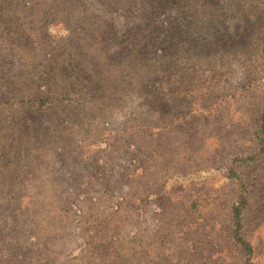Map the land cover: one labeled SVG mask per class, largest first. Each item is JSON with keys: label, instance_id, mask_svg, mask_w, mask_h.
<instances>
[{"label": "rangeland", "instance_id": "rangeland-1", "mask_svg": "<svg viewBox=\"0 0 264 264\" xmlns=\"http://www.w3.org/2000/svg\"><path fill=\"white\" fill-rule=\"evenodd\" d=\"M263 117L264 0H0V264H264Z\"/></svg>", "mask_w": 264, "mask_h": 264}, {"label": "trees", "instance_id": "trees-1", "mask_svg": "<svg viewBox=\"0 0 264 264\" xmlns=\"http://www.w3.org/2000/svg\"><path fill=\"white\" fill-rule=\"evenodd\" d=\"M262 134L264 135V117L262 120ZM259 136V137H264V136ZM261 142H264V138H261ZM233 176L237 177L236 173L233 172ZM248 203H247V199L245 196V192L241 191L240 196L238 198V202L237 204L233 207V212H232V216H233V222H234V227H235V239L236 242L240 245V247L243 249V251L246 253L245 255L248 257V263L250 264V260L251 257L253 255V247L251 246V244H249V242H247L243 235H242V231H243V212L246 209Z\"/></svg>", "mask_w": 264, "mask_h": 264}]
</instances>
